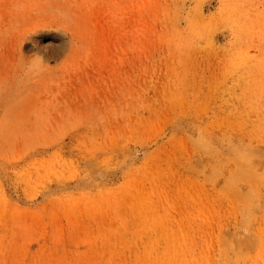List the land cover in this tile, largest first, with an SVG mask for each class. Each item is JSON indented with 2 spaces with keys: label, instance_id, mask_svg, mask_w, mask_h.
Segmentation results:
<instances>
[{
  "label": "rangeland",
  "instance_id": "374dc122",
  "mask_svg": "<svg viewBox=\"0 0 264 264\" xmlns=\"http://www.w3.org/2000/svg\"><path fill=\"white\" fill-rule=\"evenodd\" d=\"M0 264H264V0H0Z\"/></svg>",
  "mask_w": 264,
  "mask_h": 264
},
{
  "label": "bare ground",
  "instance_id": "6f19581e",
  "mask_svg": "<svg viewBox=\"0 0 264 264\" xmlns=\"http://www.w3.org/2000/svg\"><path fill=\"white\" fill-rule=\"evenodd\" d=\"M35 35H40L42 39L50 40L59 46H64L66 44L63 39V37L65 38V35L61 32L38 31ZM34 36L30 37L28 40L32 41L33 39H35ZM30 46L31 45H29V43L26 44L25 42H22L21 45L22 48L26 47L27 49L30 48Z\"/></svg>",
  "mask_w": 264,
  "mask_h": 264
}]
</instances>
